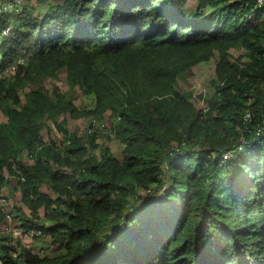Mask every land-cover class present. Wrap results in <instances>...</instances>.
Returning a JSON list of instances; mask_svg holds the SVG:
<instances>
[{
	"label": "trees",
	"instance_id": "1",
	"mask_svg": "<svg viewBox=\"0 0 264 264\" xmlns=\"http://www.w3.org/2000/svg\"><path fill=\"white\" fill-rule=\"evenodd\" d=\"M9 1L0 193L14 177L29 213L3 194L0 227L9 212L54 248L0 244L2 264H264V0H56L42 16ZM211 60L203 111L178 80ZM59 72L67 91L46 89ZM84 117L110 119L120 157L96 143L102 129L67 128ZM46 121L59 145L44 140Z\"/></svg>",
	"mask_w": 264,
	"mask_h": 264
},
{
	"label": "rangeland",
	"instance_id": "2",
	"mask_svg": "<svg viewBox=\"0 0 264 264\" xmlns=\"http://www.w3.org/2000/svg\"><path fill=\"white\" fill-rule=\"evenodd\" d=\"M58 1L56 0H10L7 3H4L8 7L14 5L18 9H21L22 7H25L26 11L33 15L42 16L44 12L46 11L48 5L56 3ZM187 5L189 7H193L194 1L189 0ZM232 53L234 55H239L240 51L232 50ZM4 76L8 78H12L13 73L11 71H5L3 73ZM214 76V61H208L204 63H200L197 66H195L189 73L185 74L182 79L178 80V88L183 92H189L192 94V98L200 104V106L205 105V99L212 93V87L209 83V80ZM52 83L58 84L60 88L67 91V85L65 81L64 74L62 72L58 73V77L56 79H52L50 77L44 79L43 86L46 89H50ZM37 84H34L35 87ZM31 87L28 86L24 88L23 90L19 91L20 96H22V93L29 90ZM71 96L74 98V103L80 108H90L93 106V99L86 96H81L79 93L75 90L70 91ZM90 117H84L79 118L77 120H70V122L67 125V128L72 131L76 132L77 134L83 135V127L87 126L88 122L87 120ZM5 117L2 114L0 110V122L4 121ZM87 122V123H86ZM111 121L110 119H106L104 117L101 120H96L95 125L93 126V129H97L99 131H103V133L98 132L96 143L101 146L108 147L110 152L116 156H121V144L118 142V140L113 136L108 134V128L110 127ZM46 127L42 130V135L44 137L45 141H49L50 139H53L56 141V143L59 145L61 140V134L58 133L57 129L53 125L51 121L45 122ZM103 127V128H102ZM105 127V129H104ZM24 161H29L27 156L23 155ZM41 190L43 192H47L49 194L50 190L48 189L46 184H43L41 186ZM2 195H6L9 198L10 203L13 205L12 209L15 206H19L21 209H24L25 212L24 216L28 215L29 211L25 205H23L21 199H20V192L16 184V179L14 177L8 176V182L3 187L1 191ZM15 211V210H14ZM16 212V211H15ZM41 214V213H40ZM5 232V231H4ZM2 236H4L3 233H1ZM33 249H39L43 248L44 252L40 256H47L51 255L52 250L54 246L51 244V239L49 236L42 237L41 239H34L33 242L31 241V244Z\"/></svg>",
	"mask_w": 264,
	"mask_h": 264
},
{
	"label": "built area",
	"instance_id": "3",
	"mask_svg": "<svg viewBox=\"0 0 264 264\" xmlns=\"http://www.w3.org/2000/svg\"><path fill=\"white\" fill-rule=\"evenodd\" d=\"M257 2L260 3L261 0H257ZM23 62H24L23 57H19L16 61V64H23ZM15 66L16 65L9 66L6 69V71L12 72L15 69ZM206 110H207V105L205 103V105L203 106V111H206ZM117 119H119V116H117ZM249 119H250V112L246 110L243 114V120H244L243 122H246ZM95 123H96V120L92 118L91 122L88 123L87 126L85 127V130L87 132H91L93 130V126L95 125ZM107 130H108L109 135H113V131L110 129V127ZM230 155H231L230 152H224L222 157L227 158ZM5 202H6L5 196L2 195V193H0V205H3V203ZM1 233H3L4 236H2ZM40 234L41 232L39 229L30 228V229L24 230L18 225H15L13 223L12 215L9 212H6L5 221L3 225L0 227V244H5L12 248H17L18 243L26 247H29V246L32 247V245H30L31 241L33 242V240L36 239L38 236H40ZM1 239H4V240H1ZM34 251H37L39 255H41L44 252L43 248H39L36 250L34 249ZM9 255L16 260H20V257H21L20 254L16 250H11ZM0 256H1V253H0ZM0 264H2L1 258H0Z\"/></svg>",
	"mask_w": 264,
	"mask_h": 264
}]
</instances>
